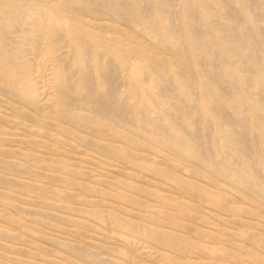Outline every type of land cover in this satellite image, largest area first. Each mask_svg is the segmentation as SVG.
<instances>
[{
  "label": "rangeland",
  "instance_id": "rangeland-1",
  "mask_svg": "<svg viewBox=\"0 0 264 264\" xmlns=\"http://www.w3.org/2000/svg\"><path fill=\"white\" fill-rule=\"evenodd\" d=\"M48 1L62 2L68 8L72 0ZM120 1L102 0L113 10L123 7L124 2ZM151 1H153L152 6H150V0L144 1L146 4L150 3L147 5L148 7H152L149 9L152 13V16H149V21L162 33L168 24L166 12H175L177 22L182 27L186 21V9L189 7L193 11L189 22L194 27L199 25V39L202 38L201 46H205L204 43L208 42L207 50L209 49L208 51L213 56L216 55L212 64L209 65L214 69L216 67L218 74L221 72L219 74L220 83L226 89L224 96L216 100L210 90L203 91L204 87L199 82L193 81L189 83L191 84L189 85L190 91H194L193 98H189L186 88L187 81L184 82L185 85H180L170 72L155 76L140 70L137 76L144 78V87L151 94V100L145 101L142 96L132 94L131 75L138 67V62L135 59L124 64L116 55H105L100 52L101 66L106 69V64H109L108 60H110L111 64L109 65L113 71L115 70L116 76L114 82L116 94L118 93L116 99L119 102L124 101L120 104L125 114L129 111L126 116L131 122H136L141 117L148 124L150 133L160 135L163 130L154 126V123L160 120L163 123L164 119L169 116L174 117L176 122L179 119L178 123L183 124L184 128H191L195 122L196 129L200 128L201 130L198 131V136L202 137L209 154H212L213 161L222 169V172L216 175L219 181L217 188L211 187L206 179L200 178L202 172L206 173V167L198 161H183L180 163L181 167H176V170L180 176L198 187H208L214 192L226 194L229 198V206L236 210L235 213L229 210H218L207 202L186 195L174 179L162 177L153 171L128 162L126 151L129 148L121 145L124 142L122 137L127 135L125 129L118 128L117 131L121 137L109 140L80 130L69 122H64L59 128L47 126L43 122L34 124L28 120L24 121L12 108L18 106L15 99L8 95H1L0 98L9 102V105L0 102V114L14 123L8 122L7 119H0V138L3 137L2 133L12 132L18 135L17 138L36 143L14 145L10 142H0V148H14L20 152V158L7 157L0 153V264H252L247 261L245 252L255 245H249L250 241L244 237V231L248 229V226L249 228L254 227L253 224H264V208L259 206L258 202L250 201L251 198L248 199L246 194L250 188L264 191V135L262 132L264 87L258 80L261 76L258 63H264V19L262 20L260 17L264 18V0L256 2L228 0L238 11V15L237 11H234L236 13L235 20L229 13L226 16L222 0H203L206 1L205 4L202 0H174L176 4L172 2L173 0L172 4L170 0L169 2H166L168 0ZM256 3H258V8L255 11V15L258 14L257 17L253 16L257 7ZM254 4L255 6L251 7ZM211 5L212 10L210 9ZM246 5L251 8H246ZM173 6L175 10H173ZM123 10L128 20L138 18L134 0H125ZM195 12L197 13L195 14ZM258 12L262 15H259ZM258 17H260L259 20ZM217 21L218 25L225 26L224 30H219L220 28L216 27L218 26L215 23ZM60 23L56 27L57 34L60 35L56 34L54 59L44 55L41 49L42 34L36 33L32 24L24 16L18 17L12 26L0 31V38L4 42V51L11 54L13 65L20 68L24 64H28L36 71L42 91L40 114L43 116H48L55 111L53 101L54 62L61 66L66 65L63 67L68 70L71 76L70 84L74 88L79 84L80 65L74 39ZM126 25L129 26V23ZM231 26L236 30H232ZM244 26L247 30L250 27V34ZM247 26L249 27L247 28ZM136 27L145 46L154 53L158 52L154 41L142 32L141 21H138ZM260 28H262L261 31ZM125 29L130 28L125 27ZM221 35L222 40H219L218 37ZM86 44L84 49L88 48V51H91L88 55H91L95 46L92 42H86ZM242 45L245 50L242 49ZM257 46L261 51L257 49ZM226 47L231 48L230 51L236 54L242 65L245 64L246 70L244 69L242 74L250 94L253 96L251 101L245 100L244 94L241 92L240 76L233 65L226 61L225 57L228 51ZM208 53L204 55V58ZM90 55L87 65L89 71L92 72L91 80L95 85V91L100 94L102 87L98 85V77L94 72L95 66ZM161 55L162 58L165 56ZM241 59L244 60V64ZM213 64L215 67L212 66ZM114 66H116L115 69ZM248 68L252 72L247 71ZM5 79V72L0 70V80L4 81ZM151 85H155L159 92L161 91L160 87L170 89L173 95L162 93L160 96L152 91ZM229 90L230 92H228ZM260 90L263 100L262 97L257 96ZM196 97H198V101ZM258 97L263 103L259 101ZM204 98L214 102L218 101V104L222 105V109L225 110V114L227 111L228 117L233 122L230 134L225 135L218 131L220 120L202 107ZM245 115L248 120L244 119L248 122L244 128V132L247 130V133L244 134L247 139L249 138L250 148L247 154L240 150V140L244 134L241 126L239 127V121ZM196 116L200 119H197ZM197 120L201 121L199 125ZM206 125L207 128L211 125L212 129H207ZM164 129L169 137L177 138L170 125L165 126ZM210 132L212 134L209 135ZM200 137L191 145L197 146L198 142L203 144ZM54 139L59 143H56ZM139 139L137 137L136 145L131 147L137 161L145 163L143 161L145 160L163 170L171 167L172 160L175 158L169 155L161 144ZM207 141L210 144H207ZM29 154L50 160L51 166L47 168V163L40 160L27 162L26 156ZM13 163L19 164L20 168L31 169L35 173H23L7 168L8 164ZM190 168L196 172L189 174L188 169ZM36 173L54 174L60 178L47 180L37 177ZM26 185L43 189L47 193L42 194L37 189L29 190L25 187ZM56 191H59L58 195H55ZM91 195L93 196L91 199L97 200L100 206L85 201V197ZM162 197L164 200L160 201ZM83 210L85 211L83 212ZM100 210L119 215L120 218L129 222L130 226L119 227L110 218L100 220L89 214ZM244 210H250L251 213L245 215ZM67 218L81 221L82 224L68 223L65 220ZM156 234L177 239L180 249L166 246L155 237ZM188 245L192 247L189 248ZM79 251H87L89 256L81 257ZM255 251L264 256V249L256 247Z\"/></svg>",
  "mask_w": 264,
  "mask_h": 264
},
{
  "label": "bare ground",
  "instance_id": "bare-ground-1",
  "mask_svg": "<svg viewBox=\"0 0 264 264\" xmlns=\"http://www.w3.org/2000/svg\"><path fill=\"white\" fill-rule=\"evenodd\" d=\"M100 1L99 0H72L70 6L66 8L62 2L55 3V2H49L48 0H0V31L12 26V24H14L18 20V17L24 16L32 24L35 32L42 34L43 45L41 46V49L44 55L54 59L55 58L54 55L56 53L55 45H54L55 40H56V34H57L56 27L58 23L61 22L60 25H62L64 30H66L68 34L71 36V38L74 39L73 42L75 43V47L77 49V53H78L77 58H78V62L80 65V74H79V79H78L79 84L76 88H74V86L70 84L71 76L68 70L63 67V66L66 67V65L64 64L63 66H61L58 63L54 62L53 101L55 103V111L48 116H43L42 114H40L42 91L38 83V79H37L38 76L36 74V71H34L28 64H24L20 68L14 66L12 62V56L11 54L6 53L4 51V42L0 38V70H3L6 74V79L4 81L0 80V96L8 95L12 97L13 99H15L18 106L17 107L15 106L12 107L11 105L10 106L14 110H16V112L22 117L24 121L28 120V121L34 122V124L43 122L47 126H53L55 128H59L61 124H64V122H69L75 125L76 127H78L80 130H83L87 133H90L102 139H109V140L110 139L114 140V139H118L119 137H121L117 129L123 128L127 131V135L122 137L124 142L121 145L128 146L127 148H129L130 150V151L129 150L126 151V159L128 160V162L138 167H141L143 169L153 171L156 174L162 175V177H165L168 179L169 178L174 179L181 186L183 193L186 195H191L193 197L198 198L201 201L207 202L209 205H211L212 207L218 210H229L235 213L236 210H233L231 206H229V198L226 194L214 192L212 189H209L208 187H198L194 183L187 180L186 178L180 176L176 170V167H179L180 163H182L183 161H186V162H189L191 160L198 161L204 167H206V173L202 172V175L200 176V178L206 179L207 182H209V185L211 187L217 188V184L219 183V181L216 178V175L220 174L222 172V169L219 166H217V164L213 161L212 159L213 157H211L212 154L211 155L209 154L207 150L208 148H206V146L204 145L202 137L198 136V131L200 132L201 130L200 128L196 129L195 122H194L195 124L194 125L192 121H190L191 124L194 125V126L192 125L191 128H186V127L184 128L182 126L183 124L180 123L181 124L180 125L178 123L180 121L179 119L176 122L173 119L174 117L172 118L169 116L164 119L163 123L161 120L159 122L154 123V126L161 129V131L163 130L161 132L162 133L161 135L150 133L148 130V124L145 122L144 119H141V117H140V120L136 122H131V120H129V118L126 116L128 115L127 113L129 111H127V113L125 114L120 104L122 101L119 102L116 99V96L118 93L116 94L117 91L114 86V82L116 78L115 70L113 71L111 68V65H109L111 64L110 60H108L109 64H106V69H103V67L101 66L102 64L101 59L99 57L100 52L104 53L105 55L114 54L124 64H126L131 59H135L138 62V67L136 70L134 69L131 75L132 76V81H131L132 94L142 96L145 101L151 100V94H149V92L146 90L147 88L144 87V82H145L144 78L137 76L140 70H144L147 74H151L155 76H160L162 75V73L170 72V74H172L174 79L180 85H183L184 82L187 81L186 88L189 93L188 94L189 98H193V92H194L192 88L191 89L193 92L190 91L189 85L191 84L189 83H192L193 81H197L199 82V84H201L202 87H204L203 91L205 89L210 90L211 94H213L216 100L221 99L224 96L225 90H226L221 86V83H220L219 74L221 72L218 74L214 64L212 66H214L215 69L210 67L209 65V64H212L213 58L216 57V55L214 54L215 56H213V54L208 51L209 49L207 50L208 47H206V44L208 42L204 43L205 46H201L200 40L202 38L199 39V32H198L199 25L196 24L198 26L194 27L189 22V18L193 16V11L189 7L186 9L185 11L186 21L184 22L182 27H180L177 22L178 19L176 18L175 12L173 11H170L169 13L166 12L167 14L166 20L168 24H167V27H165L166 28L165 31L162 33L161 30H159L155 25H153L149 21V16H152L151 15L152 13H150L151 11L149 9L152 8L150 6H152L153 1L150 0L151 4L148 3L150 4V6L148 7L147 6L148 4L144 3L145 0H142L143 2L140 0H134V5L137 11L136 13L138 15L137 16L138 18L136 19L135 17V18H131L130 20H128L123 10L124 5H125V0L122 1L124 2V4H122L123 7L121 6L119 9H115V10L111 9L107 4L102 2V0ZM171 1L172 0H170V2ZM254 1L256 2L258 0H252V2ZM166 2H169V0ZM172 2L175 3L174 0ZM205 2L206 1H203L204 4ZM221 2H223V6L226 9L225 10L227 13L226 16L229 13V15L235 20V17H236L235 14L237 13L238 15L237 9L233 8V5H231V2L228 0H222ZM171 4L169 3V5ZM256 4H257V7L255 8V10L253 9L254 10L253 16L255 15L256 13L255 11L258 8V3ZM253 6H255V4L252 5L251 7ZM251 7L247 6L246 8L250 9ZM211 8H212V5L210 9ZM173 10H175L174 6H173ZM213 10H214V7H213ZM234 11L235 12L237 11V12L235 13ZM196 13L197 12H195V14ZM259 15H262V14L259 13ZM255 16L257 17L258 14ZM260 17L262 20L264 19L262 18L263 16H260ZM260 17H258L257 19L259 20ZM138 21L139 22L141 21L142 23V27H141L142 32L145 33V35H147L149 38H151L154 41L159 53L158 52L154 53L153 51H151L145 46L141 34L139 33V31H137L136 24L138 23ZM239 22L241 23V21H238V23ZM127 23H129V26L126 25ZM215 23L217 24L218 21ZM221 25H218L216 27L220 28L219 30H224L225 26H221ZM125 27H128L130 29H125ZM232 27L233 26H231V29ZM244 27L246 29V26ZM248 27L249 26H247V28ZM234 29L235 28H233L232 30ZM249 29L250 27L248 28V30L247 29L246 30L249 31ZM261 29L262 28H260V31ZM263 32H264V28H263ZM235 33L234 35H236ZM248 34H250V31L248 32ZM57 35H60V34H57ZM227 36L229 35L227 34ZM221 37L222 35L218 37V39L222 40ZM86 42H92L95 46L94 52L91 55L90 54L89 55L91 56V59L93 60V64L95 66L94 72L98 77V82H99L98 85L99 87H102V93L100 94L96 93L95 85L92 83V80H91L92 72L89 71V68L87 65V60L89 57L88 53L91 51L90 50L88 51V48H86L87 51L84 49L87 45ZM240 44L241 42L239 43V45ZM242 49L245 50L244 46ZM257 49H258V46H257ZM230 50L231 48L228 49L227 51V54L225 57L226 61L228 64L233 65L238 75L240 76L239 79H241V83H242L241 92L244 94L245 100L251 101L253 96L250 94L248 85L242 74L244 72V69L246 70V68L244 67L245 65L244 60L241 59L244 64L242 65L239 58L236 57V54L235 53L233 54ZM218 51H219V48L217 49V52ZM217 52L215 51V53ZM248 52L250 53L251 51L249 50ZM207 53L208 55H206V58H204L205 57L204 55ZM161 54L162 55L164 54L165 56L162 58L160 57ZM217 56H218V53H217ZM258 64L261 69V76L259 77L258 80L260 82V85L264 87V63L259 62ZM215 65L217 66L216 63ZM115 67L116 66H114V69ZM248 70L250 69L248 68L247 71ZM249 72H252V71L250 70ZM145 78L148 79L147 77ZM170 86L172 85L170 84ZM150 87L152 91L156 92L160 96H162V93L164 95L166 94L169 96L173 95L170 89H163L165 87L163 88L160 87L161 88L160 92L157 90V87L155 85H151ZM228 92H230V90ZM260 93H261V90L259 92V95L257 96L262 97V94L260 96ZM237 94H239L238 91H237ZM194 95H198V94H194ZM169 96H166V97H169ZM197 99L198 97H196V100ZM261 99L263 100V97ZM261 99L259 101L263 103ZM0 102L4 104L7 103L9 105V102L4 101L2 98H0ZM155 104L153 105L155 106ZM221 106L222 105L218 104V101L214 102L208 98H204L202 100V107L208 113H211L212 115H214L216 118L220 120V123L218 125V131L220 133L228 135L230 134V131H231L230 127L232 128L233 124L231 123L233 122L228 117L227 111L225 114L224 113L225 110H223ZM192 107H195V106H192ZM243 110L245 112V109ZM246 116L247 115H245L243 118H240V121H239L240 125L238 124L239 127L241 126V128L243 129L242 130L243 134L247 131L246 130L244 132V128H246V123L248 122L246 121L248 120L246 119L247 118ZM260 116L262 115L260 114ZM159 118L160 117H158V119ZM189 118H191V116H189ZM198 118L200 119V117ZM0 119L2 120L7 119L8 122L14 123V121H11L10 119L6 118L3 114H0ZM198 121L199 120H197V123L199 125L201 121L200 122ZM168 125H170V127L172 128L173 134H175L177 138L172 139V136L169 137L168 136L169 134L167 133L168 134L167 135L166 132H164L165 126H168ZM210 126L211 125H209V128H207V125H206V128L211 130L212 128H210ZM206 131L208 132V130ZM262 132L264 135V123H263ZM208 134L210 135L212 134V132ZM2 135L3 137L0 138L1 143L10 142L14 145L15 144L17 145L19 143L32 145L36 143L34 141H28L25 139L17 138L18 135L12 132H5V133H2ZM245 135L246 134L242 135L241 137L240 150L242 153L247 154V152L250 151L249 150L250 149L249 148V138L247 139ZM137 137L140 138L139 140L143 139L148 142L161 144L162 148L166 152H168L169 155H172V157L175 158L174 160H172L171 167L168 168L167 170H163L161 167L156 166L155 164H149L145 160H143L145 163H141L142 161H137L138 160L137 157H135L134 153L131 151V147L133 145H136ZM198 137L201 138L200 141L203 142V144L198 142L199 145L192 146L191 143L196 142ZM254 137L256 136L254 135ZM207 139L209 140L210 138H207ZM55 142L59 143L58 140H55ZM207 144H210V143L208 142ZM0 153L5 154L7 157L20 158V154H19L20 152L18 149L0 148ZM26 158H27V162L30 161L29 163L40 160V161H44L47 163V168L51 166L50 160L38 158L34 156L33 154H29L28 156H26ZM245 161L248 164L247 160ZM7 168H9L10 170L21 171L23 173H35V172H32L31 169H28L26 167L20 168V165L17 163L15 164L13 163L10 165L8 164ZM188 171H189V174L196 172V170H193L191 168L188 169ZM253 172H255V170ZM256 173L259 174L258 172ZM189 174L188 176H190ZM36 176L43 177L47 180H52V179L54 180V179L60 178L59 176L57 177L54 174H48V173H42V175L36 173ZM25 187L28 188L29 190L37 189L42 194L47 193L45 190L40 189V188L38 189L33 186L26 185ZM84 188L86 189L85 186ZM48 193L51 194V192H48ZM54 193L55 195H58L59 191H56ZM246 194L248 196V199L251 198L249 199L250 201L258 202L259 206L264 208V191H259V190L250 188L249 190H247ZM91 198H93L92 195L87 196L85 197V201L87 203H95L97 204V206H100L97 200H94ZM162 199L164 200V198L162 197L160 201ZM27 203H29L28 200H27ZM84 211L85 210H83V212ZM243 213L245 215H248L251 212L250 210H244ZM89 214H91L92 216L100 220H105L106 218H110L119 227L127 228L130 226V223L125 221L124 218H120L119 215L116 216L112 213H107L106 211L100 210V211H96L94 213H89ZM65 220L68 223H71V222L75 223V225L82 224L81 221L72 220L70 218H67ZM253 226L254 227H251V228H249L248 226V229L244 231V237L247 238L248 241H250L249 245H252V246L255 245V247L251 246L252 248L249 251L245 252V256L247 258V261L251 262L252 264H264V256H262L261 254H258L259 252L257 253L255 251L256 247L264 249V224H253ZM155 237L159 239L160 241H162L163 244H165L166 246L172 249H180V245L177 239L173 237L165 236L162 234H156ZM188 246L189 248L192 247L191 245H188ZM78 253L80 254L81 257L89 256V253L87 251H79Z\"/></svg>",
  "mask_w": 264,
  "mask_h": 264
}]
</instances>
